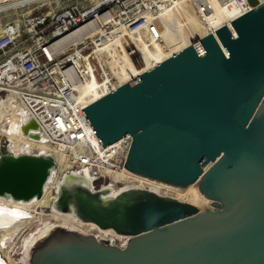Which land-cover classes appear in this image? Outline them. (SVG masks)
Returning <instances> with one entry per match:
<instances>
[{
	"label": "water",
	"instance_id": "obj_1",
	"mask_svg": "<svg viewBox=\"0 0 264 264\" xmlns=\"http://www.w3.org/2000/svg\"><path fill=\"white\" fill-rule=\"evenodd\" d=\"M247 1L217 38L83 110L104 148L133 138L123 169L180 191L197 182L205 211L5 140L0 200L48 219L17 264H264V4Z\"/></svg>",
	"mask_w": 264,
	"mask_h": 264
},
{
	"label": "built area",
	"instance_id": "obj_2",
	"mask_svg": "<svg viewBox=\"0 0 264 264\" xmlns=\"http://www.w3.org/2000/svg\"><path fill=\"white\" fill-rule=\"evenodd\" d=\"M60 1L0 0V94L18 102L63 161L138 185L135 175L123 169L133 138L104 148L83 113L92 103L79 97L78 88L91 78L109 76L102 98L140 76L139 47L129 39L144 33L157 38L163 17L185 5L207 24L211 0H76L63 8ZM222 1L235 10L230 25L252 10L247 0ZM222 27L209 34L217 38ZM79 32L83 35L75 37ZM72 36L73 42H64ZM117 45L138 68L126 82H119L99 59L104 49Z\"/></svg>",
	"mask_w": 264,
	"mask_h": 264
},
{
	"label": "bare ground",
	"instance_id": "obj_3",
	"mask_svg": "<svg viewBox=\"0 0 264 264\" xmlns=\"http://www.w3.org/2000/svg\"><path fill=\"white\" fill-rule=\"evenodd\" d=\"M261 1L263 2L264 0ZM210 3L213 11L212 17L209 18L207 24L202 23L200 19L196 17L194 9L190 5H185L179 10L163 17L161 24L162 31L157 33V38L149 33H144L140 36L129 39L128 42L130 44H136L139 47V69H142V72L150 70L181 50L189 47L197 40L208 35L210 32L216 30L221 25L223 27L230 26V21L235 17L234 8L225 6V3H223L222 0H211ZM82 35L83 33L79 32L74 36L78 37ZM74 36L64 40V42H73ZM87 36L92 37L90 33ZM99 59L104 69L108 67L111 68L112 73L119 82H126V80L132 78L133 75H135L134 73L138 71V68L129 60L125 49L119 45L104 49ZM110 82L111 78L109 76L106 78L103 76V80L101 81L91 78L85 83V85L78 88L79 97L82 99L84 98L89 105L101 98L103 89H105ZM6 120L11 121V128L9 131H5L2 128V125ZM29 122L30 120L28 116L25 114L24 110H22L20 105L18 107V102L14 100V98L8 96L6 100L0 101V126L3 132H6L11 142L62 160V158L58 157V155H56L57 153L51 149L42 138L35 140L32 139L30 135L26 134L27 132L35 134V130L38 129L36 124L28 128ZM132 177L134 180L144 183L142 180L145 179H138L137 176ZM150 183L162 186L161 184L151 181ZM135 186L139 189L147 190L142 186ZM196 186L198 187L197 182L183 191L188 188L196 191ZM147 191L154 192L152 190ZM3 202V200H0V238L2 237L0 243L2 248L10 240L11 235L16 231V226L30 216L28 211L26 212V210L8 202L4 203L9 205L10 208L1 206ZM2 232H4V234L1 236ZM0 264H5L1 256Z\"/></svg>",
	"mask_w": 264,
	"mask_h": 264
},
{
	"label": "rangeland",
	"instance_id": "obj_4",
	"mask_svg": "<svg viewBox=\"0 0 264 264\" xmlns=\"http://www.w3.org/2000/svg\"><path fill=\"white\" fill-rule=\"evenodd\" d=\"M76 0H61L59 3L60 7H67L72 5ZM7 95L6 94H0V101H4L7 99ZM19 107V104H18ZM3 130L5 131H9L11 128V121L10 120H6L4 122V124L2 125ZM1 126H0V149L3 145V143L5 142V140H9L6 132L2 130ZM139 179V178H138ZM136 181V180H135ZM144 183H141L139 181L138 185L144 187L147 190H152L160 195L166 196V197H171L174 199H178V201L180 202H184V203H188V204H192L194 206H196L200 211H205L206 207L208 206V204L210 203V201H207L205 199H202L199 197L198 191H197V186H196V191H194L193 189H187L185 191H180L177 189H173L170 187H166V186H160L157 184H152L150 183V181L148 182V180H142ZM159 187H156V186ZM134 187H136L134 184L132 185ZM197 195H196V194ZM5 202V201H4ZM1 205L5 208H10L9 205H7L6 203H4ZM1 204V203H0ZM27 212V210H26ZM30 214L29 218H27L25 221H23L22 223L18 224L16 226V231L11 235L10 240L5 244V246H1L0 243V256L3 260V262H5V264H17L15 262V260L12 258V255L14 254L16 248L18 247L19 243L21 242L23 236H25L26 234L30 233L31 231H33L34 229H36L37 227H39L40 225L44 224L45 222L48 221V219L41 217L39 215H36L32 212H29ZM23 224V225H22ZM19 228V229H18ZM4 234V232L1 233V236ZM2 237L0 238L1 241Z\"/></svg>",
	"mask_w": 264,
	"mask_h": 264
}]
</instances>
